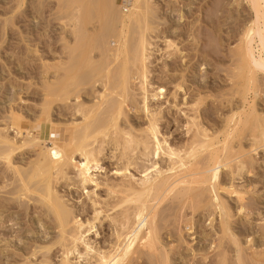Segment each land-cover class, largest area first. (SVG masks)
<instances>
[{"label": "rangeland", "instance_id": "obj_1", "mask_svg": "<svg viewBox=\"0 0 264 264\" xmlns=\"http://www.w3.org/2000/svg\"><path fill=\"white\" fill-rule=\"evenodd\" d=\"M17 1L18 0H14V1L0 0V130L3 131L8 130L9 132L8 135H10V137H15V139L19 141L20 145L24 144L25 142V144L23 145L24 147L19 149L14 154L13 163L14 164L16 163L15 164L16 167L20 168L22 172L24 171L27 172V170L29 171V167H31L32 169V164L36 160L37 154L40 152L39 149L41 148L44 149L45 151L47 147L51 146V143L47 139H49L50 137L49 130H50V126L54 124L53 122L57 124L60 123L59 125L54 124L56 126H62V124L67 125L69 124L68 122L73 121L72 118L78 120L81 119L80 118L81 116L79 114H76V109H75L77 105L75 96L78 93V91L81 90L80 95L82 94L81 95L82 101L87 103L90 102L93 103L95 101V98L97 99L98 96V92H96V90L98 89L97 91L99 90L102 91L104 89L103 85H105L104 84L105 81H107L106 86L109 87L108 85L111 86L112 82H116L117 77L119 76L118 77L119 80L116 83H114V85L112 86L113 88H115L114 90H116V88L119 87L117 85H119L121 79L120 78L121 72H123L125 68H127L128 70L132 69L133 64L130 61L124 62L123 58H122L123 60L117 61L111 59L110 61L104 58V56L99 53L102 50L100 46L99 48L101 51L98 50L99 49L97 47L98 42L94 41L95 39L93 40V36L102 30L105 21L98 16L97 8H95V5H93L96 2L95 0L92 1V4L88 0L89 4L93 5L92 9H90V7L88 6L89 10L86 9L84 4H80L82 3V1L83 3H88L86 2V0H74V1L57 0L58 2L56 1V3L54 0H46V2L54 1L53 2L54 4L50 2V6L52 5L51 8L48 6L49 3H46L45 0H42L43 4L42 2L41 3H39L38 1L36 2V0H25L23 8L21 7L22 10L20 9V7H17L18 6L16 3ZM66 1H68V3ZM114 1L117 3V7H120V5L123 3L122 4L123 6L121 5L122 8L120 7L117 10L118 13H120L121 11L122 13L125 12V14L123 15L129 13L130 6L126 2L127 0H114ZM37 3L40 5H37ZM33 4L35 5L32 6ZM55 4L57 5L56 7ZM12 6L14 10L12 9ZM74 6L76 8H73ZM148 7H150L151 9L150 10L148 8L149 15L151 16L152 19V21L149 20L150 26L152 24L154 25L155 21L158 23V24L156 23V26L155 25L151 26V27H155V30L153 28V30L149 32V34L150 33L151 35L153 34L152 38L151 35L150 36L148 35L149 40L152 43L149 47V52H148L149 54H151L149 56L150 58L148 65H150L149 82L150 83L152 82L150 85L153 86L155 89H157L158 87L162 88L161 91L163 92L162 93L158 91V101L155 102H157L159 105H157L156 103L155 105L152 104L154 105L153 108L160 106L162 107L161 108L162 112L160 116H158L161 118V120L159 118V125H160L159 127L160 130L162 131V137L166 138L167 142L170 145H173L175 149L177 148H180V150L186 149V151L191 150L189 149L191 147L190 144H192L193 141L195 140L196 141L197 140L204 141L205 139L211 140L209 142H205L206 143L205 147H198V150L195 155L191 157H186L187 160L195 161L196 163L195 162L194 163L196 167L201 168L205 164L204 159L206 160V162L209 159L208 157L210 156L208 154H211V151L213 152L215 149H219V148L222 149V147L224 146L223 142L226 139L225 137L230 135L234 129L238 128V125H236L235 127V122L237 121L238 114L239 116H242L243 119L247 118L248 115H252V114H256L257 116H261V118H264V91H263L264 68L257 67L256 70H259L257 71L258 74L255 73L254 75H252L248 73L246 77L239 76L241 72L239 70L240 55L242 54L241 51L245 49V45H246L245 43L246 39L244 38L245 39L244 40L243 37H245V33L247 29L250 27V25L253 26L254 24L253 21L255 22V19L257 18L256 11L253 10L254 8L252 7L251 0H149ZM37 8H40L39 11L42 9L41 11H43L44 14L40 15V13L43 12L41 11L37 12L38 11ZM57 8L59 9L57 10ZM24 10H26L27 12L26 15L22 14L19 17L20 19L19 18L17 19L15 17L13 18L14 14H17L18 16L21 14V11ZM152 10L153 12L154 11L156 12L152 13L151 12ZM54 11L56 12L54 13ZM61 11L64 13H61ZM76 12L79 13L80 19L83 21L82 22L80 20V22L83 23V25L80 22H78L79 23L78 28L80 32L82 29L84 30L86 27L88 29V33L87 32H86L87 34L85 33L86 38L84 37L80 40L77 38V40L73 42V40H75L76 38H73L75 34L74 33L71 34V32L75 27L73 25L74 24L73 20L76 17V14H78ZM94 13L96 15H94ZM56 14H57V18H56ZM39 15L41 16V18ZM154 16L158 18H154ZM97 17L100 18V19L98 18L100 22L97 20ZM85 20H86V24H85ZM260 20L262 21H259L260 23L258 24V26L259 27L261 26L260 28L263 29L264 31V14L262 15V18ZM69 26L70 28H72L71 31L69 29ZM135 27L133 29L131 28L130 30L131 33L129 34L131 36L130 39L131 38L133 39L135 37L133 40L131 39L133 44L137 42L140 32V29L136 27L137 28L136 30ZM63 29L65 30V33ZM110 29L113 31L115 30L113 26L110 27ZM91 30L94 32H92ZM134 31H136V33ZM91 33L93 35H91ZM254 34L252 37L251 46H253L254 50L257 51L259 45L258 42L259 36L257 33H256L257 35ZM64 38L66 39L69 38L70 40L72 39V41H69V39L65 40ZM111 39H112L111 40L112 43L110 44V48L115 49L118 46V42L116 45L115 42L117 40L116 39L114 40V38ZM68 42L72 44L69 45ZM171 43L174 44L171 45ZM243 44L245 45L244 48L242 49ZM76 52L77 54L80 52V56L79 55L77 56ZM73 55H75L76 57ZM233 56H235L236 58L238 56V58L236 59ZM69 57L70 59H68ZM92 57L95 60H93ZM71 58L73 59L71 60ZM77 58L78 60H76ZM74 59L76 64L75 63L73 64L72 62L74 61ZM103 60L105 63L107 60V63L105 64ZM112 60L117 61L114 62L115 66L112 65L113 63ZM71 62L72 64H70ZM124 63L125 64L129 63L130 67H128L129 66L128 64L127 66ZM108 64L112 68L108 66ZM99 65L101 68L103 67L102 69L105 70L100 71L101 68L98 67ZM177 65L178 67H180V65L182 66L178 68ZM91 66L92 69H88L91 68ZM96 67L97 69H95L96 71H94L93 68ZM105 67L107 69H110V71L107 70V73H105L106 72ZM114 67H116L117 70ZM183 67L185 68L183 69ZM181 68L182 71H179V69ZM86 69L88 70V72L86 71ZM236 69L239 71H237ZM84 70L85 73L82 72ZM89 70H91L92 73ZM98 70L101 73L100 72L98 73ZM81 72L82 74H80ZM89 72L91 74H89ZM111 72H115L116 74L113 75L114 73L111 74ZM117 72L119 75L117 74ZM64 73L68 77L72 73H75L76 80H78L80 77V79H85L84 81L86 82L84 85L77 86L78 87L77 89H75L73 86H69V90L65 91V92L70 91L71 93L69 95L63 94L62 97H58L59 99L56 96H54L53 98H49L47 94L48 92L46 91L47 90L46 86L51 84L53 80L55 86L56 87L59 86L58 83L60 82V80L66 77ZM87 73L89 74L91 81H89L90 79L87 78ZM107 74H110L112 79L113 77H116L114 78V81L111 78L108 79L110 76H107ZM84 75H86V77ZM250 75L253 78V80H251V77H249ZM172 76H174V78ZM248 78L250 79L251 82L248 80ZM80 79L79 81H81ZM98 79L102 81L103 85L101 84V81ZM255 79L258 80V83L257 82L254 83V81H256ZM94 80L96 82L98 81L99 82L96 83ZM92 83L93 85H91ZM131 83L132 85L131 84L130 85L131 86L134 85L133 86L134 88L132 87V89L131 88L129 89L130 97H132L131 98L132 100L130 98L129 100L133 103V105L130 101L129 103L127 102L128 101V97H127L126 102L124 103L126 104L125 106L127 107H125L123 104V110H124L123 114H121V116L119 115L120 117L114 116V119H112V121L117 119L116 120L118 121L117 124H119L118 126H120V128L123 131L128 130L133 135L139 136L145 134L142 130L145 129L148 120L145 117V114L141 113L142 111L139 108L141 93H140V89H138V85H139L138 81H131ZM178 83H182L183 85V88L181 90L176 87V84ZM257 85L259 89L257 88ZM249 87L252 89V91L249 89ZM113 88L110 87L108 89L113 90ZM197 88L199 89V91L201 90L200 93H198ZM91 89H94L93 92L90 91ZM237 90H240L241 92ZM94 91L96 92L95 98H94L95 96ZM57 92L54 93L53 95H56ZM132 94H135V96L137 97H135ZM114 96L117 97V95ZM114 96H113V100L117 99L114 100L115 103L111 102L112 99L109 102L110 104L114 103V105L112 104L110 105V107H108L109 104L108 106L106 105V107L109 109L105 108L104 106L106 111H109V114H106V112L104 111L105 109H103L105 115H103L104 112L102 111L99 114V116L103 115L105 119L107 118L106 120H110L109 122H111L110 118L116 114V112L114 111L116 110V106H118V103L122 100L120 97L116 98ZM66 97H68L69 99H67V101H64ZM63 104H65V106ZM254 104H256V106ZM111 108L112 109L115 108V109L111 110ZM137 108H139L138 111L136 110ZM42 109L45 111H43ZM12 110L26 116V118L28 119L27 121L29 122L30 125V130L33 129L32 132H34L36 136L39 135L38 138L40 139V141H42L40 142L41 145L38 143L39 145L37 144L35 146L29 140L28 136L26 140V135H24L25 138L24 137L22 138L20 135L16 136V131L12 127H10L9 129H3L5 127L7 128V125L10 123L9 115ZM110 110L114 112H111L110 114ZM41 111H43V114ZM254 111H256L257 113ZM95 114L97 115V113H94V115ZM232 114L236 115L235 116L236 119L233 122H231L230 127H228L229 125H227V119H229V117H232ZM107 115L108 116L111 115L109 116L110 118H108ZM193 117L195 118L194 119L195 121L193 120ZM99 118L102 119L101 116ZM118 118L120 119V121L118 120ZM37 121H39L40 123L39 122L34 123ZM101 121H104V119ZM185 123H189L190 129H192L190 130V133L186 132L187 127ZM248 125H246L247 126L245 127L246 129L244 128L243 125L244 128L243 131L242 130L239 131L237 133L238 134L237 136L235 135H232L230 137L228 136L229 139L227 140V142L226 141L225 142L226 144L228 143L230 146L234 145L233 147L234 150L232 151L233 155L237 153V156H239V154L241 153V155L244 156L243 158H245L248 161H251L250 156L255 157L256 155V157L254 158L255 160H253V162L255 163L253 165H255L256 167L252 166L251 168L250 166H247L249 168L246 167L242 171H239V169H237L236 167L237 166L236 162H233L232 163L233 169L232 167H225V168L221 167V172H220L221 174H220V178L218 179L220 182L219 184L221 183L223 184V187L222 185L221 187L218 186L219 197L221 198L222 201L224 200L223 202L225 203L226 207L229 208L230 212L235 214L234 218L232 217L233 220L232 219L230 220L231 222L233 221L232 230L236 233L237 237L241 239L239 243L240 244L242 243L241 258L242 259L245 258V260L243 259L244 264L246 263L251 264L252 260L255 261L264 260V254H263L264 231L262 230L264 229V224H263L264 223V146H260L259 150L257 149V151L255 152H252V150H250L253 149L251 148V146L254 140L252 136L249 135L250 133L252 134V130H251L252 128H249L250 126ZM240 126L241 125H239V127ZM202 128L205 129L204 132ZM112 130L113 128L111 127L109 131ZM205 131L206 134L208 135L207 138L203 136V133H205ZM200 132H202V134ZM196 133L199 138L195 137L197 136ZM192 135L194 136V138ZM192 138L195 140H192ZM23 139H25L26 141H24ZM215 140L217 141V143ZM218 140L221 141L219 142ZM214 141L216 144L213 143ZM257 142H259L258 144H260V140ZM214 144L217 146H215ZM209 145L210 148L208 147ZM114 148H116L115 145L112 144H110L109 146L106 145L105 148L103 149L104 151L101 150L103 152L102 154L99 152V150L97 151L98 153H100V156L95 152L97 156L95 155L92 158L94 161L95 159L98 160H96L97 162L96 161L93 162L94 164L92 163L94 166L92 165L91 167L92 169L90 168V171L92 170L91 173H94L96 175L95 176L93 174L94 178L97 179V176L100 177V178L98 177L97 180L98 182H100V180L101 182H104L103 185L100 184L99 185L100 187L97 188L96 186H94V184L91 183L86 184L87 186L86 190H92V188L95 190L96 188L95 192H91L90 195L94 199L95 197L98 198L96 199L98 205L101 202L99 206L97 205L98 206L97 208L99 207L103 208L102 213H100L102 214L100 215V220H97L98 222L96 221L99 232L98 234L93 235V239H95L97 246L102 247L103 245L102 248L103 249L106 248L107 250L108 248H111L110 247L111 245L113 247V245L117 242V238L115 237L116 235L115 230L120 229L118 228L119 226L118 222L120 221L119 218L122 219L127 214L126 212L128 211H130L128 212V214H130L131 212L134 213L133 210H135L134 208L136 207L135 204L132 203L130 204L129 202L128 203L125 202L123 203V205L121 204L122 206L120 205L117 206L116 208L114 207L115 203L116 204L121 203L123 199L127 197L128 192L131 193L129 190H127L128 187H125L126 190L123 187L124 190L122 191L123 188L120 185L122 183L128 184L127 179L124 180L122 176L116 175L114 173V171L118 167H122L124 165L123 162L125 163L124 160L126 159L122 157V153L124 154L126 150V153L129 151L128 153L132 155V158L134 157L132 160L133 164L130 166V170L132 173H134V176L137 178L139 175L142 176L144 170L143 168H145L146 165H150L149 162L146 161L145 157L142 154H140L143 151L141 147L137 148L139 150L133 149L136 152H134L131 148L130 150H128L129 148H125L122 146L118 147L119 150L118 148L115 149L116 150L115 152ZM240 149L241 151H239ZM51 151H52V155H55L57 152L55 149ZM76 157L78 161L81 160L79 154H77ZM114 157L116 158L114 159ZM4 163L5 162L2 161V159H0V264H42L41 261H44L48 256L50 257V259L49 260L47 259L48 260V261L46 260L47 262H49L50 264L51 263L60 264L63 255L62 248H60L58 245L55 246L53 245L49 254H45L48 252H46L45 249L43 250L40 249V247H38V245L44 246L45 243H49L50 241L51 244L54 241V239L56 240L57 237H59L58 236L59 232H57L58 229L56 226L57 221L55 222L54 220L55 217L51 215L52 214L51 212H50L51 214L49 213L48 211L49 209L47 207L45 208V205L43 207L42 206L40 207L42 203L39 202L38 200L39 197H37L38 195H36L37 193L27 194L29 196L25 194L23 196L22 193H21L22 196L21 194L19 195L20 192H18L17 191L18 188H16L17 186L19 187L18 185L20 183L19 176L16 174L15 170H13L12 166L10 168L6 166L7 165L6 163L5 164ZM160 164L162 168L165 167L164 169H166L167 166L170 164V161L165 157H161ZM234 169L235 171L237 169L236 172L234 171L235 173H233ZM13 173H15V175ZM72 176L73 179L77 181V179L74 178V174H71V177ZM76 181L74 182L72 178H70V180L62 178L59 180V182H56L57 184L55 186L59 191L58 193H60L59 195H61L62 197L65 196V198L68 199L67 200L64 198L67 204L70 202L69 207L71 209L74 207V209H72L74 210V212L77 210L75 214L76 215L78 214L79 218L86 221L87 218L92 219L94 217L93 214L94 207L92 206L90 198L86 197L87 194L83 193L86 190H82L83 187L77 184ZM105 182H107V184H112L116 186H118L117 183L120 182L118 188L121 190V192L119 191L112 194L105 185ZM232 184L234 186H232ZM229 185L232 186L231 189H229V191L235 189L240 192H246V194L245 193L243 194L245 196L243 204L245 203V205L248 206L249 211L248 210L242 211L241 213L237 212L240 206L239 204L240 201L237 200L238 197L236 194L231 193V191L229 192L228 190L224 189V187L226 186L229 187ZM204 186L205 184L195 185L194 190L192 189V191L185 193V195L181 196L182 192L184 194L185 191H183L181 188L183 187V185H179V187H177V190L172 192L173 194L171 193L172 195L170 194L168 198L166 197V199L164 200L165 202L162 201L163 203L160 204L157 210V212L159 213L156 212L158 214L156 217V226L157 229L160 228L157 230L158 231L157 239H159V241L157 240L156 245L158 248L157 249L158 253L157 251L155 254L149 253V251L147 252V249H144V251H142L143 250L142 247H137L138 249L136 248L135 250H139V249L141 250L134 251L133 254L129 255L130 257L128 256L129 258L127 257L129 264L131 263L132 264L133 263L134 264H161V263L162 264H218V263L239 264L238 256H237L238 255L237 248L235 247V244H233L234 242L232 240V237H229V235L227 234H225L226 235L225 236L223 233H221L222 231H220L222 230L220 224V217L219 215H217V212L214 210V204H216V201L214 202V198L213 199L211 198L214 197L213 195H215L214 193L216 192L212 190L211 187L212 185L210 183H206V186L205 187ZM13 190L16 191L15 194L13 193L14 192ZM180 190L182 192L178 193ZM94 193H96L95 195L97 196H95ZM125 193L126 195H124ZM201 193L203 196L201 195ZM83 194L85 195L84 197ZM208 195L210 196L208 197ZM183 200L185 202H182ZM208 201L209 203H207ZM225 201H227L229 205ZM104 202L106 203L103 204ZM71 203L73 204V206ZM183 203L185 205H183ZM85 205L87 208L84 207ZM201 206L205 208L203 209L201 208ZM207 207H209L210 209L208 208L209 209L208 210ZM211 210H213V212ZM103 215L105 216L104 219H103L104 217ZM107 215H109L110 217H107ZM110 218L112 219L115 218V219L112 221L110 220ZM221 236L223 237V240ZM253 237H255L257 240L253 243H249L250 241L249 239ZM50 244H46V245H50ZM107 245L108 247H106ZM31 250L33 252H36L35 256L34 254L33 256H31L33 253ZM260 251H262V253ZM255 253L259 254L260 258ZM159 254L162 255L160 256ZM220 254H222V256H220ZM45 255H47L46 258ZM245 256H247L248 258L251 257L253 258L248 260V258ZM167 257L168 260H166ZM152 260L153 261L157 260V261L153 262ZM125 261L121 263L128 264L127 263L128 261L126 262ZM223 261L226 262L224 263ZM255 261L254 263L253 262L252 263L257 264V261L256 262ZM43 263L45 264V262Z\"/></svg>", "mask_w": 264, "mask_h": 264}, {"label": "bare ground", "instance_id": "obj_2", "mask_svg": "<svg viewBox=\"0 0 264 264\" xmlns=\"http://www.w3.org/2000/svg\"><path fill=\"white\" fill-rule=\"evenodd\" d=\"M14 1V0H13ZM41 3L42 0H36V2ZM55 3L57 0H54ZM53 1V2H54ZM74 1V0H71ZM92 4L93 0H89ZM96 2L93 4L95 5V8H97L98 11V16L103 19L104 22V26L102 28L101 31H99L97 34H95L93 36V40L98 42V48L100 46V48L98 49L101 55L104 56V58L108 59L111 61V59L113 60H123L124 62L126 61H130L133 64L132 69L128 70L127 68H125V70L123 72H121V79L119 82V86L118 88H116V90H114L115 88H113L112 86L114 85V83H116L119 79L117 77L116 82H112L111 86L108 85L109 87H107L106 82L105 81V85L101 84L104 86L102 91H97L98 92V96L97 99L96 97V92H95V101L92 103H87L81 100V95H80V91H78V93L75 96L77 105L75 107L76 109V114H79L81 117V119H73V121L68 122L69 124L67 125H63L62 126H56L54 124H57L55 122L51 123L53 125L50 126V137L49 139H47L50 143L51 146L47 147V149H39V153L37 154L36 160L33 162L32 164V169L31 167H29V171L27 170L22 172L20 170V168L16 167V163H13V156L14 154L21 149L22 147H24L23 145L25 144H19V141L17 139H15V137H10L8 130L3 131L0 130V159H2V161H4L8 166L11 168H13V170H15L16 174L19 176V180L20 183L19 187L16 184V188L19 193V195L22 193L23 196L24 194L27 195L29 193H37L36 195H38L37 197H39V202L42 203L40 205V207L45 205V208L47 207L49 210V213L51 215H53L57 229L59 232L57 239L50 244L49 243H45L44 246H39L40 249H45L46 252L45 254H49V252L52 249V246L54 245H58L60 248H62L63 250V255L60 261V264H120L121 262L125 261L126 258L130 255L133 254L134 251H139V250H135L137 247H142L144 251V249H147V252L149 251V253H153L155 254L157 251V240L159 241V239H157V226H156V217H157V210L158 207L160 206V204H162L166 197L168 198V196H170V194L174 191L177 190V187H179V185H183L182 190L185 191L184 194L183 192L180 190L178 193L182 192V195H185V193H188L190 191H192V189L194 190L195 185H203L206 183H210L212 186V190H214L216 193H214L215 195H213L214 197H211L212 199L214 198V202L216 201V204H214V210L217 212V215H219L220 217V224L222 227V231L221 233H223L224 235L227 234L229 235V237H232L233 240V244H235V247L237 248V256H238V263L239 264H244L243 259L245 260V258H241V253H242V248H241V244L240 242V238L237 237L236 233L232 230V223L230 219L233 220L235 214H233L232 212H230L229 208L226 207L225 203L221 200V198L219 197V187H223V184H219V178H220V172H221V167H232V163L236 162L237 164V169H239V171H242L243 169H245L247 166H250L252 168V166L256 167L253 160H255L254 156H250L251 157V161L246 160L245 158H243L244 156L241 155V153L239 154V156H237V153L233 155L232 151L234 150V145L230 146L228 143L226 144L227 140L229 139L230 136L235 135L237 136L239 131H243V129L245 127H247L246 125L250 126L249 128H252V134L248 133L249 135L252 136L253 138V143L250 149L252 150V152L257 151V149L259 150L260 146H264V118H261V116H257L256 114H252V115H248L247 118H242V116L237 117V121L235 122V127L236 125H238V128L234 129L230 135H227V137H225V143L223 142L224 146L222 147V149H215L213 152L211 151V154H208L210 157H208L209 159L206 160L204 159V165L199 168L195 166V161H190L187 160L186 157H191L193 155L196 154L198 147H205L206 143L205 142H209L211 140H204V141H199V140H195L192 138L193 141L191 145V147L189 149H191L190 151H186V149L184 150H180V148L175 149L173 147V145H170L167 142V139L162 137V131L160 130V125H159V118L158 116H160L161 114V106L160 107H156L153 108V106L155 105V103L157 105H159L157 102L158 101V91L162 92V88H157L155 89L153 86H151L149 82V56L151 54H149V47L152 44L149 40V36L151 35V33L149 34V32H151L155 27H151L150 26V22L149 20L152 21L151 16L149 15V9L150 7H148L149 4V0H127V4H129L130 9H129V13L126 15L125 12L122 13V11L118 13V9L121 7H117V3L114 0H95ZM10 2V1H9ZM35 2V3H36ZM46 2V0H45ZM50 2L48 1L46 3H49V7L51 8L52 5L50 6ZM53 2H51L52 4H54ZM58 2V1H57ZM62 2V1H61ZM60 2V3H61ZM68 3V1H66ZM86 2H88V0H86ZM252 2V7L254 8L253 10L256 11V15L257 18L255 19V22L253 21V26L250 25V27L247 29L246 33H245V37H243V39H246V45L243 44L242 49L244 48L245 45V49L242 52V54L240 55V63H239V70L241 71L239 76L242 77H246L247 74H252L254 75L255 73L258 74L256 70L257 67H263L264 68V31L263 29H261L258 24L260 23L259 21L262 18V15L264 14V0H251ZM17 7H21L23 8V5L25 3V0H18L17 2ZM65 3V2H64ZM15 4V3H14ZM43 4V2H42ZM41 4V5H42ZM80 4H84L86 9L89 10L88 6L90 7V9H92L91 4L88 3H80ZM35 4H33L32 6H34ZM37 5H40L37 3ZM45 5V4H44ZM78 5V3H77ZM76 5V7H77ZM119 5V4H118ZM47 6V5H46ZM47 6V7H48ZM57 5L55 4V7ZM70 6V5H69ZM123 6V5H122ZM39 7V6H38ZM54 7V8H55ZM68 7V6H67ZM75 6L73 8H76ZM35 8V7H34ZM44 8V7H43ZM122 8V7H121ZM129 8V7H128ZM127 8V9H128ZM149 8V9H148ZM13 9V6H12ZM11 9V10H12ZM38 11L40 12L39 9L37 8ZM53 9V8H52ZM50 9V10H52ZM59 8H57L58 10ZM72 9V8H71ZM126 9V8H125ZM153 9V7H152ZM10 10V11H11ZM14 10V9H13ZM18 10V9H17ZM22 10V9H21ZM49 10V11H50ZM56 10V9H55ZM85 10V9H84ZM124 10V9H123ZM151 10V9H150ZM156 10V9H155ZM68 11V10H67ZM91 11V10H90ZM94 11V10H93ZM125 11V10H124ZM43 12V11H41ZM56 11H54L55 13ZM66 12V11H65ZM87 12V11H86ZM89 12V11H88ZM152 13L156 12L153 10L151 11ZM46 13V12H45ZM52 13V12H51ZM59 13V12H58ZM61 13H64L61 11ZM72 13V12H71ZM78 13V12H76ZM93 13V12H92ZM22 14L26 15L27 12L26 10L21 11V14L17 16V14H14L13 18H19ZM44 14L43 13H40ZM86 14V13H85ZM38 15V14H37ZM39 15V16H40ZM51 15V14H50ZM71 15V14H70ZM73 15V14H72ZM83 15V13H82ZM81 15V16H82ZM87 15V14H86ZM94 15H96L94 13ZM63 16V15H62ZM69 16V15H68ZM150 16V19H149ZM64 17V16H63ZM90 17V16H89ZM97 17V20L98 18ZM183 17V16H182ZM41 18V16H40ZM56 18H57V14H56ZM68 18V17H67ZM72 18V17H71ZM99 18V19H100ZM154 18H158L155 17ZM20 19V18H19ZM83 19V18H82ZM181 19V18H180ZM179 19V20H180ZM183 19V18H182ZM52 20V19H51ZM66 20V19H64ZM62 20V21H64ZM80 16L79 13L76 14V17L74 18L73 22H74V28L71 32L75 34V36L73 38H76L74 41L77 40V38L80 40L82 38L85 37V33H88V29L85 27V29L79 30L78 28V22H80ZM102 20V21H103ZM53 21V20H52ZM60 21V20H59ZM61 21V22H62ZM82 21V20H81ZM99 21V20H98ZM181 21V20H180ZM83 22V21H82ZM100 22V21H99ZM63 23V22H62ZM81 23V22H80ZM96 23V21H95ZM152 23V22H151ZM156 21L154 23V25L156 26ZM70 24V23H69ZM72 24V23H71ZM83 25V23H81ZM85 24H86V20H85ZM84 24V25H85ZM100 24V23H99ZM98 24V25H99ZM158 24V23H157ZM252 24V23H251ZM89 25V23H88ZM153 25V26H154ZM160 25V23H159ZM63 26V25H62ZM72 26V25H70ZM69 29L71 31L72 28ZM87 26V25H86ZM115 29L114 31L110 29V27H112ZM137 27L140 29L139 32V36L137 39V42L133 44L131 39H130V33H131V28L133 29L134 27ZM65 27V26H64ZM80 27V25H79ZM135 27V28H136ZM159 27V26H157ZM48 28V27H47ZM46 28V29H47ZM55 28V27H54ZM84 28V27H83ZM95 28V27H94ZM136 28V30H137ZM90 29V27H89ZM93 29V28H92ZM101 29V27H100ZM138 29V30H139ZM64 30V29H63ZM94 30V29H93ZM67 31V30H66ZM68 31V32H70ZM83 31V32H82ZM92 31V30H91ZM96 31V30H95ZM133 31V30H132ZM67 32V33H68ZM94 32V31H92ZM112 32V33H111ZM136 33V31H134ZM133 32V33H134ZM65 33V30H64ZM66 33V34H67ZM86 33V34H87ZM90 33V31H89ZM134 33V34H135ZM155 33V32H154ZM258 34L259 36V45H258V49L257 51L254 50L253 46H251L252 44V37L253 34ZM65 34V35H66ZM254 34V35H255ZM256 34V35H257ZM69 35V34H68ZM91 35H93L91 33ZM149 35V36H148ZM153 35V34H152ZM151 35V38H152ZM155 35V34H154ZM67 36V35H66ZM70 36V35H69ZM90 36V35H89ZM135 36V35H134ZM68 37V36H67ZM72 37V36H71ZM92 37V36H91ZM90 37V38H91ZM156 37V36H155ZM70 38V37H69ZM68 38V39H69ZM86 38V37H85ZM114 38V40L116 39L117 41L115 42L117 45L118 42V46L116 47L115 45V49H111L110 48V44L112 43V39ZM135 38V37H134ZM133 38V39H134ZM255 38V37H254ZM257 38V37H256ZM65 40H68L66 38H64ZM110 39V40H109ZM132 39V40H133ZM154 39V38H153ZM244 39V40H245ZM89 40V39H87ZM92 40V41H93ZM136 40V39H135ZM176 40V39H175ZM69 41H72V39ZM85 41V40H84ZM100 41V43H99ZM173 42V41H172ZM69 43V42H68ZM76 43V42H75ZM80 43V42H79ZM256 43V42H255ZM72 43H69V45ZM83 44V43H81ZM80 44V45H81ZM95 44V43H94ZM174 43H171V45H173ZM177 44V42H176ZM87 46V45H86ZM90 46V45H89ZM93 46V44H92ZM178 46V45H177ZM257 46V45H256ZM78 47V45H77ZM192 47V46H191ZM74 48V47H73ZM83 48V47H82ZM81 48V49H82ZM91 48V47H90ZM180 48V47H179ZM78 49V50H81ZM77 50V51H78ZM69 51V50H68ZM180 51V50H179ZM57 52V51H56ZM151 52V51H150ZM182 52V50H181ZM180 52V53H181ZM66 53V52H65ZM73 53V52H72ZM85 53V52H84ZM98 53V55H99ZM77 54V52H76ZM88 54V53H87ZM86 54V55H87ZM97 54V53H96ZM237 54V53H236ZM80 56V52L77 54V56ZM172 55V54H171ZM184 55V54H183ZM75 56V55H73ZM82 56V55H81ZM97 56V55H96ZM95 56V57H96ZM186 56V55H185ZM68 57V55H67ZM66 57V58H67ZM76 57V56H75ZM94 57V58H95ZM235 57V56H233ZM63 58V57H62ZM79 58V57H78ZM78 58L76 60H78ZM101 58V57H100ZM123 58V59H122ZM183 58V57H182ZM185 58V57H184ZM236 58V57H235ZM238 58V56H237ZM236 58V59H237ZM64 59V58H63ZM70 59V57L68 58ZM73 58H71L72 60ZM86 59V58H85ZM84 59V60H85ZM93 59V57H92ZM67 60V59H66ZM65 60V61H66ZM95 60V59H93ZM112 60V61H113ZM63 61V60H62ZM70 61V60H69ZM98 61V60H97ZM117 61H113L112 65H114V62ZM122 61V62H123ZM237 61V60H236ZM68 62V61H67ZM73 64L75 63V59L74 61H72ZM72 62L70 64H72ZM85 62V61H84ZM104 62V60H103ZM61 63V62H60ZM78 63V62H77ZM95 63V62H94ZM98 63V62H97ZM102 63V62H101ZM105 63V62H104ZM107 63V60H106ZM105 63V64H106ZM110 63V65H111ZM119 63V62H118ZM76 64V63H75ZM89 64V63H88ZM104 64V65H105ZM116 64V63H115ZM122 64V63H120ZM125 64V63H124ZM123 64V65H124ZM129 65V63H126L125 65ZM187 64V63H186ZM61 65V64H60ZM64 65V64H63ZM82 65V64H81ZM80 65V66H81ZM95 65V64H94ZM103 65V66H104ZM108 64V66H110ZM119 65V64H118ZM127 65V66H128ZM72 66V65H71ZM85 66V65H84ZM83 66V67H84ZM115 66V65H114ZM182 65H180L181 67ZM77 67V66H76ZM99 68L100 65L98 66ZM107 67V66H106ZM105 67V68H106ZM111 67V66H110ZM117 67V66H116ZM116 67H114L116 69ZM130 67V65L128 66ZM178 67V65H177ZM178 67V68H180ZM188 67V66H187ZM238 67V66H236ZM85 68V67H84ZM83 68V69H84ZM103 68V67H102ZM100 69L101 70H105V69ZM108 68V67H107ZM106 68V72L107 70L110 71V69ZM112 68V67H111ZM176 68V67H175ZM185 67H183L184 69ZM81 69V68H80ZM88 69H92L88 68ZM96 68H93L94 71H96ZM127 69V70H126ZM188 69V68H186ZM114 70V69H112ZM111 70V71H112ZM117 70V69H116ZM237 70V69H236ZM237 70V71H239ZM263 70V69H262ZM73 71V70H72ZM71 71V72H72ZM86 71L88 72V70L86 69ZM91 73L92 71L89 70ZM98 70V73L100 72ZM102 71V72H103ZM120 71V70H119ZM118 71V72H119ZM176 71V70H175ZM179 71H182V68L179 69ZM57 72V71H56ZM55 72V74H56ZM83 73H85V70L82 71ZM82 72L80 74H82ZM89 72V74H91ZM117 72V74H118ZM58 73V72H57ZM101 73V72H100ZM114 73V74H113ZM151 73V71H150ZM59 74V73H58ZM65 74V73H64ZM89 74L87 73V78H89L91 81V78L89 76ZM111 74L115 75V72H111ZM237 74V73H236ZM47 75V74H46ZM66 75V74H65ZM119 75V74H118ZM62 76V75H61ZM81 76V75H80ZM86 77V75H84ZM83 76V78H84ZM99 76V75H98ZM97 76V77H98ZM106 76V75H105ZM107 76H110V74H107ZM175 76V75H174ZM174 76H172L174 78ZM183 76V75H181ZM187 76V75H186ZM54 77V76H53ZM59 77V76H58ZM94 77V76H92ZM251 77V75L249 76ZM257 77V76H256ZM254 77V78H256ZM57 78V77H56ZM78 78V77H77ZM82 78V77H81ZM107 78V77H104ZM103 78V79H104ZM111 76L108 78L110 79ZM113 77V81H114ZM177 78V77H176ZM179 78V77H178ZM240 78V77H239ZM258 78V77H257ZM80 79V77H79ZM76 80V75L75 73H72L69 77L66 75V77H64L62 80H60V82L58 83L59 86H55L54 84V80H53V84H49L47 85V94L49 96V98H53L54 96L58 97H62L63 94L65 95H69L71 92H65L69 90V86H73L75 89H77V86H81L84 85L86 81H84L85 79H80L81 81ZM102 79V80H103ZM172 79V78H171ZM185 79V78H182ZM181 79V82H182ZM47 80V79H46ZM83 80V81H82ZM88 80V79H87ZM107 80V79H106ZM176 80V79H175ZM174 80V81H175ZM188 80V79H187ZM238 80V79H237ZM245 80V79H244ZM248 80L250 81V79L248 78ZM251 80H253V78L251 77ZM258 83V80L255 79ZM49 81V80H48ZM47 81V82H48ZM88 81V82H89ZM95 81V80H94ZM109 81V80H108ZM131 81H138V89H140V93H141V100L139 101L140 105L139 108L142 111L141 113L145 114V117L147 118L148 122L146 123V127L145 129H143L142 131L145 133L144 135H133L130 131H123L120 126H118L119 124L118 121L113 120L114 116H118L120 117L121 114H123L124 110H123V104L126 102V99L128 97V103H129V98L131 99L132 97H130V93H129V89L134 86H131L132 83ZM173 81V82H174ZM184 81V80H183ZM56 82V81H55ZM96 82V81H95ZM93 82V83H95ZM99 82V81H98ZM96 82V83H98ZM187 82V81H185ZM234 82V81H233ZM251 82V81H250ZM93 83L91 85H93ZM109 83V82H108ZM199 83V82H198ZM90 84V83H88ZM131 84V85H130ZM135 84V83H134ZM261 84V83H260ZM131 87H130V86ZM198 85V84H197ZM246 85V84H245ZM55 86V87H54ZM87 86V85H86ZM201 86V85H200ZM205 86V85H204ZM240 86V85H239ZM243 86V85H242ZM91 87V86H90ZM89 87V88H90ZM113 88V90H110L108 88ZM176 87L178 89H182L183 85L182 83H178L176 84ZM198 87V86H197ZM253 87V86H252ZM97 88V87H95ZM134 88V87H133ZM185 88V87H184ZM187 88V87H186ZM203 88V87H202ZM200 88V89H202ZM258 88V85H257ZM74 89V90H75ZM190 89V87H189ZM198 89V88H197ZM249 89L252 91V89L249 87ZM259 89V88H258ZM87 90V88H86ZM94 89H91L90 91L93 92ZM165 90V89H164ZM179 90V91H180ZM192 90V89H191ZM241 90V89H240ZM240 90H237L239 92H241ZM58 91V92H57ZM133 91V90H132ZM197 91V90H196ZM201 91V90H200ZM199 89H198V93H200ZM259 91V90H258ZM264 91V90H263ZM56 95H53L54 93H56ZM77 92V91H76ZM136 92V90H135ZM89 93V92H88ZM163 93V92H162ZM233 93V92H232ZM258 93V92H257ZM256 93V94H257ZM74 94V95H75ZM92 94V93H91ZM197 94V93H196ZM117 95V97H120L122 100L118 103V106H116V110H114L115 108H111V110H114L116 112L115 115H113V117H109L111 115H107L108 118L111 119V122H109L110 120H106L105 117L103 115L109 114V111H106L105 108L106 105L110 107V105H114L115 101L117 99L113 100V96ZM135 96V94H132ZM199 95V94H198ZM229 95V94H228ZM91 96V95H90ZM133 96V97H134ZM139 96V94H138ZM162 96V95H160ZM159 96V97H160ZM261 96V95H260ZM116 97V96H114ZM116 97V98H117ZM137 97V96H135ZM48 98V99H49ZM59 99V98H58ZM66 99V100H65ZM64 99V101H67V99H69L68 97H66ZM88 99V98H87ZM112 99V101H111ZM136 99V98H135ZM45 100V99H44ZM55 100V99H54ZM132 100V99H131ZM199 100V99H198ZM53 101V100H52ZM63 101V100H62ZM88 101V100H87ZM93 101V100H92ZM114 102V103H109V102ZM137 101V100H136ZM135 101V102H136ZM201 101V100H200ZM50 102V101H49ZM89 102V101H88ZM131 102V101H130ZM254 102V99H253ZM73 103V102H72ZM132 103V102H131ZM198 103V102H197ZM201 103V102H200ZM256 103V102H255ZM154 104V105H152ZM222 104V103H221ZM251 104V103H250ZM65 106V104H63ZM126 104H124L125 106ZM133 105V103H132ZM138 105V104H137ZM156 105V106H157ZM256 106V104H254ZM72 106V107H73ZM105 106V108H104ZM129 106V105H128ZM135 106V105H134ZM163 106V105H162ZM127 107V106H125ZM137 107V106H136ZM200 107V106H199ZM45 108V107H44ZM69 108V107H68ZM139 108H137L136 110L138 111ZM192 108V107H191ZM103 109H105L103 111ZM109 109V108H107ZM118 109V111H117ZM126 109V108H125ZM135 109V108H134ZM196 109V108H195ZM232 109V108H231ZM43 110V109H42ZM110 110V114L111 111ZM192 110V109H191ZM244 110V109H243ZM256 110V109H255ZM45 111V110H43ZM43 111L42 114H43ZM102 112H104L103 115H100L102 119H100L99 114ZM129 111V110H128ZM232 111V110H231ZM250 111V110H249ZM257 111V110H256ZM254 111V112H256ZM242 112V111H241ZM252 112V110H251ZM250 112V113H251ZM94 113H97V115ZM127 113V112H126ZM130 113V112H129ZM249 113V114H250ZM257 113V112H256ZM41 115V114H40ZM57 115V114H56ZM120 115V116H119ZM129 115V114H128ZM234 115V116H233ZM242 115V114H241ZM228 116V115H227ZM235 114H232V117H229V119H227V125H229L228 127H230V123L233 122L236 118H235ZM40 117V116H39ZM38 117V118H39ZM104 117V118H103ZM211 117V116H210ZM128 118V117H127ZM192 118V117H191ZM40 119V118H39ZM38 119V120H39ZM104 121H101L103 120ZM129 119V118H128ZM127 119V120H128ZM195 118L193 117V120ZM9 124L7 125V128H3V129H9L10 127H12L15 131H16V136L20 135L22 138L24 137V135H26V140H27V136L29 137V140L36 146L38 143L40 144V139L38 138V136H36L34 134V132H32V130H30V125L29 122L27 121L28 119L26 118L25 115L18 113L14 110L11 111L10 115H9ZM106 120V121H105ZM118 120L120 121V119L118 118ZM122 120V119H121ZM161 120V118H160ZM36 121V120H35ZM101 121V122H100ZM131 121V120H130ZM195 121V120H194ZM203 121V120H202ZM226 121V120H225ZM34 122V123H38ZM188 122V121H187ZM40 123V122H39ZM120 123V122H119ZM191 123V122H190ZM60 124V123H59ZM57 124V125H59ZM122 124V123H121ZM120 124V125H121ZM127 124V123H126ZM186 124V129H187V133H190V127H189V123H185ZM132 125V124H131ZM198 125V124H197ZM239 125H241L239 127ZM244 125V128H243ZM141 126V125H140ZM143 126V125H142ZM113 128L112 131H109L110 128ZM132 127V126H130ZM136 127V126H135ZM193 127V126H192ZM191 127V128H192ZM199 127V126H198ZM233 127V126H232ZM33 128V127H32ZM134 128V126H133ZM139 128V127H138ZM209 128V127H208ZM217 128V127H216ZM131 129V128H130ZM142 129V128H140ZM200 129V128H199ZM203 132H204V128ZM226 129V127H225ZM246 129V128H245ZM132 130V129H131ZM207 130V129H206ZM133 131V130H132ZM217 131V130H216ZM231 131V129H230ZM7 132V133H6ZM196 132V131H195ZM194 132V133H195ZM142 133V132H140ZM186 133V134H187ZM202 134V132H200ZM208 133V132H207ZM234 133V134H233ZM11 134V133H10ZM244 134V133H243ZM190 135V134H189ZM197 135V133H196ZM211 135V134H210ZM241 135V134H239ZM191 136V137H192ZM201 136V135H200ZM204 137H208V135L205 133H203ZM190 137V139H191ZM195 137H198L195 136ZM220 137V136H219ZM25 138V137H24ZM199 138V137H198ZM197 138V139H198ZM219 139V138H218ZM231 139V138H230ZM233 139V137H232ZM24 141H26L25 139H23ZM189 140V139H188ZM260 140V144H258ZM216 141V140H215ZM215 141L213 143H215ZM219 142L221 140H218ZM192 142V141H191ZM218 142V144H219ZM184 143V142H183ZM217 143V141H216ZM215 143V144H216ZM38 144V145H39ZM115 145L117 149L118 147H125V148H129L128 150H130V148L133 149H137L138 147H141L143 149V151L140 153L142 154L146 161L149 162L150 165H146L145 168H143V173L142 176H138L135 177L134 173L131 172L130 170V166L133 164L132 160V155H130V153H126V150L124 152V154L122 153V157L125 158L121 159L124 160L125 163L123 162V166L122 167H118L114 173L116 175L122 176L124 178V180L127 179L128 184L122 183L120 184L122 186V188L124 187H128L127 190H129L131 193L128 192L127 197L123 199V201L121 203H118L114 205V207L116 208L117 206H120L121 204L123 205V203H132L135 204V210L134 213L131 212L130 214H128V212H126L127 214L120 219L119 218V226L118 228L120 229H116L115 230V237L117 238V242L113 245L110 246L111 248H108V250L105 248L103 249V245L101 246H97L95 239H93V235L98 234V225L96 224L97 220H100V213H102V209L101 207L97 208L98 202L96 199H98L97 197L92 198L91 197V192H95V190L92 188V190H86L87 186L86 184L91 183L94 184V186H96L97 188L100 187L99 185H103L104 182H98V177L97 179L94 178V173H91L90 168L92 167V165L94 164L93 162H95L98 159H95V161L92 159L93 156H97V154L100 156V153L102 154L103 152L101 150H103L105 148L106 145ZM186 144V143H185ZM189 144V142H188ZM187 144V145H188ZM214 144V145H215ZM222 144V143H221ZM220 144V145H221ZM32 145V144H31ZM41 145V144H40ZM176 145V144H175ZM33 146V145H32ZM217 146V145H215ZM210 148V145L208 146ZM183 148V147H181ZM241 148V146H240ZM56 150V154L52 155V151L51 150ZM112 149V148H111ZM236 149V148H235ZM238 149V148H237ZM243 149V148H242ZM99 150L100 153H98L97 151ZM106 150V149H105ZM119 150V148H118ZM139 150V149H137ZM141 150V149H140ZM212 150V149H211ZM249 150V151H250ZM104 151V150H103ZM123 151V149H122ZM134 151V150H133ZM241 151V149L239 150ZM244 151V150H243ZM95 152L97 154H95ZM116 152V150H115ZM136 152V151H134ZM139 152V151H138ZM235 152V151H234ZM237 152V151H236ZM245 152V151H244ZM79 154L81 157V160H77L76 155ZM115 154V153H113ZM132 154V153H131ZM247 154V153H246ZM207 155V154H205ZM204 155V157H205ZM104 156V155H103ZM120 156V155H118ZM138 156V155H137ZM203 156V155H202ZM201 156V157H202ZM249 156V155H248ZM161 157H165L170 161V164L167 166L166 169H164L165 167L162 168L161 164H160V158ZM203 157V158H204ZM116 157H114L115 159ZM118 158V157H117ZM193 159V157H192ZM197 159V158H196ZM207 159V156H206ZM248 159V158H247ZM257 159V158H256ZM250 160V158H249ZM202 161V159H201ZM15 162V160H14ZM97 162V161H96ZM120 162V159H119ZM146 162V163H147ZM195 162V163H194ZM200 162V161H199ZM256 162V161H255ZM4 163V164H5ZM93 163V164H92ZM99 163V162H98ZM122 163V161H121ZM137 163V161H136ZM142 163V162H141ZM257 163V162H256ZM28 164V163H27ZM200 164V163H199ZM235 164V163H234ZM100 165V164H99ZM19 166V165H18ZM94 166V165H93ZM97 166V165H95ZM164 166V165H163ZM133 167V166H132ZM253 167V168H254ZM139 168V167H138ZM235 168V167H234ZM249 168V167H247ZM250 168V169H251ZM28 169V168H27ZM31 169V170H30ZM92 169V168H91ZM233 169V167H232ZM236 169V171H237ZM11 170V171H13ZM137 171V170H136ZM235 169L233 170V173ZM142 172V171H141ZM230 172V170H229ZM139 173V172H138ZM243 173V172H242ZM15 175V173H13ZM71 174H74V178L77 179V181L75 179H73V176L71 177ZM94 174V175H93ZM144 174V175H143ZM239 174V173H238ZM244 174V173H243ZM13 175V176H14ZM98 175V174H97ZM136 175V174H135ZM240 175V174H239ZM96 176V175H95ZM107 177V176H106ZM105 177V178H106ZM16 178V177H15ZM65 178L70 180V178H72V180L75 182H77V184H79L82 188V190H86L83 193H86V197L90 198V201L92 203V206L94 207V217L92 219H88L86 221L82 220L81 218L78 217V214L76 215L75 212H77V210L74 212V207L71 209L69 207V203L67 204V202L64 200L65 196L62 197L61 195H59L60 193H58L59 191L56 188V182H59L60 179ZM100 178V177H99ZM120 179V178H119ZM17 180V179H16ZM106 180V179H105ZM117 180V179H116ZM123 180V179H122ZM18 181V180H17ZM108 181V180H107ZM121 181V180H120ZM122 182V181H121ZM111 183V182H110ZM120 183V182H119ZM119 183H117V185L119 186ZM15 184V182H14ZM76 184V185H77ZM78 185V186H79ZM105 185L107 186L108 190L113 194L115 192H121V190L118 188V186L116 185H112V184H107V182H105ZM137 185V186H136ZM256 185V184H255ZM68 186V185H67ZM204 186V187H205ZM225 186V185H224ZM232 186H234L232 184ZM229 185L224 187V189L228 190L231 189V187ZM65 187V186H64ZM77 187V186H76ZM93 187V186H92ZM105 187V186H104ZM202 187V186H201ZM89 188V186H88ZM124 188L122 189V191L124 190ZM180 188V189H181ZM199 188V187H198ZM207 188V187H206ZM235 188V187H234ZM15 189V188H14ZM197 189V188H195ZM211 189V188H210ZM237 189V188H236ZM81 190V191H82ZM126 190V188H125ZM202 190V189H201ZM207 190V189H206ZM14 191V190H13ZM209 191V190H208ZM206 191V192H208ZM211 191V190H210ZM231 191V190H230ZM229 191V192H230ZM126 192V191H125ZM201 192V191H200ZM205 192V193H206ZM14 194L16 193V191L13 192ZM107 193V192H106ZM110 193V194H111ZM211 193V192H210ZM228 193V192H227ZM231 193H234L237 195L238 199L240 201V206L238 208L237 212H242V211H249V208L247 205H245V203L243 204V201L245 199V196L243 195L244 193L246 194V192H240L237 190H232ZM21 194V196H22ZM96 193H94L95 195ZM173 194V193H172ZM171 194V195H172ZM213 194V193H212ZM230 194V193H229ZM18 195V194H17ZM18 195V196H19ZM64 195V194H63ZM93 195V194H92ZM93 195V196H94ZM126 195V193L124 194ZM194 195V194H193ZM202 195V193H201ZM200 195V196H201ZM29 196V195H27ZM31 196V195H30ZM72 196V195H71ZM85 195L83 194V197ZM97 196V195H95ZM100 196V195H99ZM108 196V195H107ZM117 196V195H115ZM177 196V195H176ZM195 196V195H194ZM193 196V197H194ZM203 196V195H202ZM210 195H208L209 197ZM212 196V195H211ZM26 197V196H25ZM179 197V195H178ZM189 197V195H188ZM207 197V198H208ZM32 198V197H31ZM104 198V197H103ZM108 198V197H107ZM115 198V197H114ZM123 198V197H122ZM175 198V197H174ZM181 198V197H180ZM37 199V198H36ZM67 199V198H65ZM106 199V198H105ZM111 199V198H110ZM121 199V198H119ZM188 199V198H187ZM196 199V198H195ZM211 199V200H212ZM224 199V198H223ZM68 200V199H67ZM74 200V199H73ZM80 200V199H79ZM102 200V199H101ZM200 200V199H199ZM207 200V199H206ZM35 201V199H34ZM37 201V200H36ZM71 201V200H70ZM84 201V200H83ZM113 201V200H112ZM177 201V200H176ZM190 201V200H189ZM205 201V200H204ZM38 202V201H37ZM165 202V201H164ZM171 202V201H170ZM182 202H185L184 200ZM212 202V201H211ZM210 202V204H211ZM227 203V201H225ZM84 203V202H83ZM106 202H104L103 204H105ZM209 203V201L207 202ZM72 204V203H71ZM88 204V203H87ZM86 204V205H87ZM194 204V203H193ZM228 204V203H227ZM86 205L84 207H86ZM98 205V206H97ZM121 205V206H122ZM168 205V204H167ZM183 205H185L183 203ZM229 205V204H228ZM73 206V204H72ZM76 206V205H75ZM81 206V205H80ZM102 206V205H101ZM205 206V205H204ZM213 206V205H212ZM211 206V207H212ZM89 207V206H88ZM103 207V206H102ZM112 207V208H114ZM128 207V204H127ZM192 207V206H191ZM210 207V206H209ZM207 207V209L209 208ZM87 208V207H86ZM101 208V209H100ZM124 208V207H123ZM201 208H205L203 206H201ZM42 209V208H41ZM91 209V208H90ZM120 209V208H119ZM126 209V208H125ZM132 209V208H131ZM195 209V208H194ZM210 209V208H209ZM208 209V210H209ZM105 210V209H104ZM111 210V209H110ZM108 210V211H110ZM118 210V209H117ZM180 210V209H179ZM46 211V210H43ZM113 211V210H112ZM213 212V210H211ZM232 211V210H231ZM118 212V211H117ZM157 212V213H156ZM206 212V211H205ZM47 213V212H46ZM82 213V212H80ZM108 213V212H107ZM210 213V212H209ZM233 215H232V214ZM239 213V214H240ZM121 214V213H120ZM170 214V213H169ZM181 214V213H180ZM250 214V213H249ZM110 215V213H109ZM109 215H107V217H110ZM112 215V214H111ZM118 215V214H117ZM124 215V214H122ZM182 215V214H181ZM212 215V213H211ZM50 216V215H49ZM48 216V217H49ZM104 216V215H103ZM116 216V215H114ZM169 216V215H168ZM102 217V216H101ZM161 217V216H160ZM163 217V216H162ZM210 217V216H209ZM233 217V218H232ZM52 218V217H50ZM105 218V216L103 217V219ZM115 219V218H114ZM112 218H110V220H114ZM158 219V218H157ZM53 220V219H52ZM102 220V219H101ZM118 221V220H116ZM98 222V221H97ZM158 222V221H157ZM176 223V222H175ZM187 223V222H186ZM264 224V223H263ZM113 225V224H112ZM117 225V224H116ZM158 225V224H157ZM160 225V224H159ZM234 225V224H233ZM249 225V224H248ZM256 225V224H255ZM262 225V224H261ZM262 228V227H261ZM219 230V229H218ZM256 230V229H255ZM261 230V229H260ZM264 231V229H262ZM261 230V231H262ZM219 231V232H220ZM254 231V230H252ZM162 232V231H161ZM217 232V231H215ZM259 232V231H258ZM220 233V234H221ZM251 234V233H250ZM218 235V233H217ZM226 236V235H225ZM98 237V236H97ZM114 237V239H115ZM228 237V236H227ZM222 240L223 237L221 236ZM219 238V239H221ZM230 239V238H229ZM231 240V241H232ZM243 240V239H242ZM249 243H253L255 242L257 239L255 237L249 239ZM221 242V240H220ZM248 242V241H247ZM114 243V242H112ZM110 243V244H112ZM46 244H50V245H46ZM256 244V243H255ZM99 245V244H98ZM213 245V244H212ZM105 246V245H104ZM173 246V245H172ZM108 247V245L106 246ZM232 248V247H231ZM254 248V247H253ZM252 248V249H253ZM39 249V248H38ZM138 249V248H137ZM160 249V248H159ZM34 250V249H33ZM60 250V251H62ZM236 250V249H235ZM247 250V249H246ZM264 250V249H263ZM32 251V250H31ZM141 251V252H142ZM146 251V250H145ZM166 251V250H165ZM258 251V250H257ZM256 251V252H257ZM30 252V251H29ZM33 252V251H32ZM231 252V251H230ZM236 252V251H235ZM262 253V251H260ZM39 253V252H38ZM44 253V252H43ZM138 253V252H137ZM144 253V252H143ZM146 253V252H145ZM148 253V254H149ZM158 253V251H157ZM166 253V252H165ZM164 253V254H165ZM244 253V252H243ZM259 253V252H258ZM36 255V252H33L31 256ZM257 254V253H255ZM264 254V252H263ZM137 255V254H136ZM152 255V254H151ZM160 255V254H159ZM162 255V254H161ZM160 255V256H161ZM168 255V254H167ZM231 255V254H230ZM254 255V253H253ZM259 256V254H257ZM20 256V255H19ZM47 255H45L46 258ZM154 256V255H153ZM157 256V255H156ZM219 256V255H218ZM220 256H222V254H220ZM236 256V258H237ZM49 257V256H48ZM44 258V261H41L42 264H44L43 262H46L50 259L49 258ZM130 257V256H129ZM128 257V258H129ZM159 257V256H158ZM247 257V256H245ZM128 258L126 261H128ZM222 258V257H221ZM224 258V257H223ZM248 258V257H247ZM253 258V257H251ZM251 258H248V260H250ZM260 258V256H259ZM262 258V256H261ZM48 259V260H47ZM159 259V258H157ZM220 259V258H219ZM255 259V258H254ZM258 259V258H257ZM21 260V259H20ZM41 260V259H40ZM47 260V261H46ZM147 260V259H146ZM166 260H168V257L166 258ZM224 260V259H223ZM125 261V262H126ZM153 261V260H152ZM157 261V260H156ZM153 261V262H156ZM255 260L251 261V264L254 263ZM257 264H264V260H256ZM255 261V262H256ZM51 262V261H50ZM163 262V261H161ZM218 262V261H217ZM224 262V261H223ZM221 262V263H223ZM226 262V261H225ZM224 262V263H225ZM233 262V261H232ZM237 262V261H236ZM247 262V261H246ZM253 262V263H252ZM129 264V261L127 262ZM160 263V262H158ZM167 263V262H166ZM47 264H50L49 262H47ZM52 264V263H51ZM122 264V263H121ZM132 264V263H131ZM134 264V263H133ZM162 264V263H161ZM219 264V263H218ZM248 264V263H246Z\"/></svg>", "mask_w": 264, "mask_h": 264}]
</instances>
